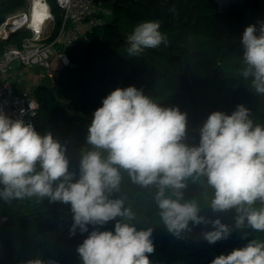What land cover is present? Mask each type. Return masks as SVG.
Returning a JSON list of instances; mask_svg holds the SVG:
<instances>
[{"label": "clouds", "instance_id": "obj_1", "mask_svg": "<svg viewBox=\"0 0 264 264\" xmlns=\"http://www.w3.org/2000/svg\"><path fill=\"white\" fill-rule=\"evenodd\" d=\"M126 43L127 55L139 58L166 46L168 37L160 21L146 20ZM240 43V76L264 96V20L248 25ZM126 181L147 190L161 225L177 239L197 226L208 228L202 235L210 245L234 231L264 233V124L238 104L231 113L211 112L198 140L190 142L186 112L130 85L103 98L84 143L70 152L69 142L0 111V200L70 206L69 235L87 234L76 249L81 264H152L154 229L139 226ZM193 186L201 195L186 196ZM229 213L232 223L223 222ZM23 264L57 262L35 258ZM210 264H264V240L248 239Z\"/></svg>", "mask_w": 264, "mask_h": 264}, {"label": "trees", "instance_id": "obj_2", "mask_svg": "<svg viewBox=\"0 0 264 264\" xmlns=\"http://www.w3.org/2000/svg\"><path fill=\"white\" fill-rule=\"evenodd\" d=\"M96 1L109 10L105 15L109 18H102L83 42L63 49L69 64L55 77L63 101L49 85L39 83L33 89L38 109L22 119L25 123L69 142L70 152L78 150L103 98L118 87L134 85L188 114L190 142L198 140V129L211 112L231 113L238 104L251 109L255 121L264 124V96L254 94L240 76L241 37L248 25L264 20V0ZM146 20L160 21L168 44L146 50L139 58L129 57L124 34ZM76 165L73 154L71 166ZM124 191L139 226L154 229L152 264H210L217 255L229 253L224 248L233 242L264 240V233L251 230L234 231L229 239L212 245L193 240L192 234L208 230L203 226L177 239L161 225L147 190L126 181ZM199 195L201 190L195 186L186 193ZM232 215H224L223 222L232 223ZM71 223L70 206L59 202L33 198L6 204L0 200V264H23L35 258L81 264L76 249L87 234L70 236ZM105 227L112 229L114 222Z\"/></svg>", "mask_w": 264, "mask_h": 264}, {"label": "built area", "instance_id": "obj_3", "mask_svg": "<svg viewBox=\"0 0 264 264\" xmlns=\"http://www.w3.org/2000/svg\"><path fill=\"white\" fill-rule=\"evenodd\" d=\"M54 3L60 12V18L57 33L51 40H45L42 28L35 30L30 25L31 9L0 23V36H5L12 30V34L20 30L29 31L17 45L0 47V111L12 119L33 116L38 109L33 93L14 90V85L20 82L22 74L16 73L15 65L20 66L22 71L37 66L44 71V76L55 79L58 70L68 62L63 49L82 42L86 33L102 21L99 14L100 3L96 0H54ZM47 9L49 13L48 6ZM103 13L107 15L109 10L104 9ZM55 62L59 65L57 68ZM206 230L200 229L191 238L195 241L204 240L202 233Z\"/></svg>", "mask_w": 264, "mask_h": 264}, {"label": "rangeland", "instance_id": "obj_4", "mask_svg": "<svg viewBox=\"0 0 264 264\" xmlns=\"http://www.w3.org/2000/svg\"><path fill=\"white\" fill-rule=\"evenodd\" d=\"M32 2L33 0H2L1 4H0V17H2V21L6 20L7 18H11V16H19L20 14L24 13V12H29V10L31 9L32 6ZM47 6L49 8V13L48 18L45 20V23L42 25V30H43V34L44 36H46L45 40H51L53 39V37L56 35L57 33V29H58V23H59V18H60V12L57 9L54 0H46ZM107 9L105 7V5L102 3L99 4V14L103 19H108V16L102 15L103 10ZM29 34L28 30H20L19 32H15L14 34L11 35V37L9 38V43L4 42V44L7 43V45H17L21 38H23L25 35ZM125 38L127 40V36L129 34H124ZM85 40H82V42ZM69 64V61L67 62L66 65ZM55 66H59L58 64H54ZM65 65V66H66ZM34 68V67H31ZM36 69H34V71L36 72V74H39L41 72L42 77H41V83H45L47 85H49L51 87V89L57 94V96L63 101V96L60 93L59 88L57 87L56 83H55V79L52 78H48L46 76H44V72L41 68L35 66ZM63 68V67H62ZM30 69V68H29ZM27 71L24 70L22 71L21 74V80L20 82H18V88L20 87V89H22L21 91H27L28 93H33V89L34 87L37 85L36 81H33L31 83V85L26 84L27 81L30 79L28 78L26 75L23 74V72ZM23 75V76H22ZM25 83V84H24ZM19 92V91H17ZM263 97L260 96L259 100H262ZM245 244L243 242H233L232 244L228 245L226 248H224V250H232L234 248L237 247H242Z\"/></svg>", "mask_w": 264, "mask_h": 264}, {"label": "bare ground", "instance_id": "obj_5", "mask_svg": "<svg viewBox=\"0 0 264 264\" xmlns=\"http://www.w3.org/2000/svg\"><path fill=\"white\" fill-rule=\"evenodd\" d=\"M32 4L30 25L39 30L47 18L48 9L45 0H33Z\"/></svg>", "mask_w": 264, "mask_h": 264}, {"label": "crops", "instance_id": "obj_6", "mask_svg": "<svg viewBox=\"0 0 264 264\" xmlns=\"http://www.w3.org/2000/svg\"><path fill=\"white\" fill-rule=\"evenodd\" d=\"M3 43V42H2ZM7 45V44H6ZM55 64H58V62H55ZM58 66H56L57 68ZM34 69H36L35 67L34 68H30V69H27V71L23 72L24 75H26L28 78H30L26 84H30L33 82V81H36V84L38 85L39 83H41V77H42V74L41 72L39 74H36V72L34 71ZM15 71L16 73H22V70H20V66L18 65H15ZM44 72V71H43ZM23 76V75H22ZM25 84V83H24ZM14 90L15 91H21L22 89H20V87L18 88V84H15L14 85Z\"/></svg>", "mask_w": 264, "mask_h": 264}, {"label": "water", "instance_id": "obj_7", "mask_svg": "<svg viewBox=\"0 0 264 264\" xmlns=\"http://www.w3.org/2000/svg\"><path fill=\"white\" fill-rule=\"evenodd\" d=\"M14 30L10 31L9 34L5 35V36H0V41L1 42H8L9 38L11 37V34L13 33Z\"/></svg>", "mask_w": 264, "mask_h": 264}]
</instances>
